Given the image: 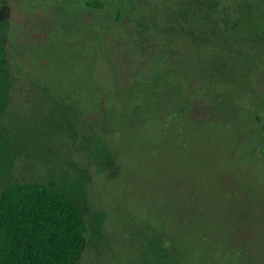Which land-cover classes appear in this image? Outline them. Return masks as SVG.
Wrapping results in <instances>:
<instances>
[{
  "label": "rangeland",
  "instance_id": "1",
  "mask_svg": "<svg viewBox=\"0 0 264 264\" xmlns=\"http://www.w3.org/2000/svg\"><path fill=\"white\" fill-rule=\"evenodd\" d=\"M97 1L101 9L83 0H0V29L6 19L28 24V13L49 18L37 48H18L0 34V192L39 182L73 198L86 223L76 264H264V123L155 117L156 102L120 93L116 64L134 56L137 13L122 29L113 15L123 0ZM139 4L149 39L158 41L167 21L192 25L193 9L206 12L217 28L204 22L208 29L196 36L210 33L236 68L240 96L231 101L245 107L247 85L255 108H263L264 82L242 74L264 72L257 56H243L245 41L264 53V0ZM79 19L98 30L85 39ZM42 31L21 26L19 34L29 41ZM185 143L203 161L190 159Z\"/></svg>",
  "mask_w": 264,
  "mask_h": 264
},
{
  "label": "trees",
  "instance_id": "2",
  "mask_svg": "<svg viewBox=\"0 0 264 264\" xmlns=\"http://www.w3.org/2000/svg\"><path fill=\"white\" fill-rule=\"evenodd\" d=\"M83 2L98 9L102 7L97 0ZM139 3L140 0H123L116 7L113 15L115 21L112 19L121 27L126 23L125 18L133 12L137 13L138 19L135 33L130 36L134 44V56L119 58L116 64L114 84L120 93L128 95L134 91L137 103L146 99L156 102L150 107L155 117L177 119L185 116L200 124H206L210 119L231 117L243 118L247 124L252 121L264 123V105L261 110L256 109L249 97L253 87L245 85L243 88L245 107L231 101L240 96L235 88L239 74L236 68L231 69L232 61L227 54L219 50V47H224L223 44L214 43L210 33L196 36L203 34L201 27H206L204 22H208V28H217V25L207 20L206 12L193 9L196 23L192 25L184 24V20L167 21L165 36L163 34L159 41L150 40V32L144 27L146 16H139L140 13L135 10L136 6H142ZM178 5L176 9L181 7L180 3ZM24 16L31 19L26 25L6 19L0 29L1 37L21 43L18 48L40 47L41 41L49 33L48 16L45 13H28ZM81 21L79 19L77 22L85 39L91 32L98 30V25ZM21 26L44 31L42 36L26 41L19 34ZM191 35H195L193 39ZM257 51L252 42H244L243 56H257L264 68V53L258 54ZM234 52L235 56L239 55L237 51ZM243 65L247 63L243 62ZM246 71L242 74L243 81L256 84L259 77L261 83L264 82L263 70ZM231 89H234L233 93L229 94ZM259 141V145L264 147V134ZM184 147H188L190 159L195 160L199 156L203 161L202 152L189 143H185ZM85 232V216L79 204L58 188L39 182H16L0 192V264H76L85 247Z\"/></svg>",
  "mask_w": 264,
  "mask_h": 264
}]
</instances>
